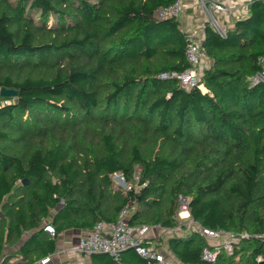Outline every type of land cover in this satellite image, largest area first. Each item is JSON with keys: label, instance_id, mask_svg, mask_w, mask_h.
<instances>
[{"label": "trees", "instance_id": "obj_1", "mask_svg": "<svg viewBox=\"0 0 264 264\" xmlns=\"http://www.w3.org/2000/svg\"><path fill=\"white\" fill-rule=\"evenodd\" d=\"M174 1L0 0V90L19 91L0 94V264H36L64 230L91 231L129 203L130 224L174 228L180 196L203 227L248 236L208 261L213 245L190 230L167 238L168 257L264 260V82L252 80L264 3L254 0L224 35L203 23L210 64L186 89L161 77L190 67L181 20L156 17ZM136 172L137 190L113 179L135 185ZM89 260L147 264L132 248Z\"/></svg>", "mask_w": 264, "mask_h": 264}, {"label": "built area", "instance_id": "obj_2", "mask_svg": "<svg viewBox=\"0 0 264 264\" xmlns=\"http://www.w3.org/2000/svg\"><path fill=\"white\" fill-rule=\"evenodd\" d=\"M254 0H196L204 14L207 16V21L222 35L226 33L227 24L235 23L239 18L247 15L250 4ZM264 3V0H261ZM187 0H175L171 5L162 7L157 10L156 17L165 19L169 17L180 18L185 11ZM222 16L233 18L228 21L226 26L221 19ZM186 30L184 27H182ZM187 31L188 45L186 49V58L190 63V67L182 72L164 73L163 78L176 77L180 84L186 89L197 86L200 82V64L205 59V48L203 46L204 27L193 28ZM262 69L253 76L254 82H264V56L259 59ZM135 185L129 183L125 177L116 173L113 179L117 181L121 187L126 190H136L139 187V174L135 173ZM117 184V185H118ZM146 183H143L145 185ZM190 198L180 196V204L177 213L179 221L175 230L185 227L187 231L198 230L206 238L215 240L216 243L212 247L204 249L203 257L208 261H215L218 254L222 250L231 253L234 248V242L239 238L247 237V233L237 234L226 230H214L203 227L200 223L191 218ZM136 209V205L129 203L120 212L119 217L113 221H99L93 229L79 242L70 249L77 255L89 256L96 252L109 254L114 259H119L121 254L127 249H135L138 254L144 257L147 264H185L175 261L168 257L166 253L160 250L154 241L148 238L149 232L154 228H161V225H132L129 223V218L132 212ZM45 230L52 236H55V228L51 224L45 226ZM147 240L150 244H145ZM51 259V256L42 258L37 263L46 264ZM36 263V264H37Z\"/></svg>", "mask_w": 264, "mask_h": 264}, {"label": "crops", "instance_id": "obj_3", "mask_svg": "<svg viewBox=\"0 0 264 264\" xmlns=\"http://www.w3.org/2000/svg\"><path fill=\"white\" fill-rule=\"evenodd\" d=\"M187 10L188 9H194L196 10L197 6L194 3V0H187ZM190 16L187 17L186 23L183 24L182 27H185L186 29H193L195 27V23H200V17L196 15L195 20H192L191 23L188 21ZM194 23V26H192ZM201 25L203 27V22H201ZM210 61L203 60L199 67L204 65H209ZM56 210H54L52 213H55ZM90 232L89 229H83V228H69L64 230L62 233H60L58 238V249L56 253L49 255L51 256V259L46 264H92L89 260V256H81L77 255L70 249L72 246H75L79 240L86 236ZM187 232L185 228L177 229L174 228H156L154 227L148 234L149 239H154L155 244H159L160 241L163 243L160 250H163L164 253H170L168 246L166 244L167 238H169L172 235H179ZM212 245H215L214 242H211L212 239H208ZM153 241V240H152ZM216 243V242H215ZM15 263L18 261V258L12 259L11 263ZM41 264V263H37Z\"/></svg>", "mask_w": 264, "mask_h": 264}, {"label": "rangeland", "instance_id": "obj_4", "mask_svg": "<svg viewBox=\"0 0 264 264\" xmlns=\"http://www.w3.org/2000/svg\"><path fill=\"white\" fill-rule=\"evenodd\" d=\"M194 3L197 6L196 10H194V9H188L187 10L186 9L187 6H185V11H184V13L182 14V16L179 19L181 20V22H183V24H185L186 23L185 21H186L187 17L190 16L188 21H190V23H191L192 20H195L196 15H198L200 17V23H198V24L195 23V27L194 28L200 29L202 27L201 22L204 23L205 21H207V16L204 14V12L202 11V9L199 6V4H197L196 0H194ZM221 19L223 20V23L226 26L228 21H231L233 18L222 16ZM232 24L233 23H229V24H227V26L230 27ZM192 26H194V23H193ZM191 29H186V30L190 31ZM115 183L118 184L117 181H115ZM119 186H121V185H119ZM211 242H214V244H215L216 241L215 240H211ZM12 262H14V261H12Z\"/></svg>", "mask_w": 264, "mask_h": 264}, {"label": "water", "instance_id": "obj_5", "mask_svg": "<svg viewBox=\"0 0 264 264\" xmlns=\"http://www.w3.org/2000/svg\"><path fill=\"white\" fill-rule=\"evenodd\" d=\"M0 94L2 96H5V97H8V96L16 97V96H18L19 91L14 89V88L2 87L1 90H0ZM27 182H28V180H24L23 181L24 184L27 183ZM259 264H264V260H262Z\"/></svg>", "mask_w": 264, "mask_h": 264}]
</instances>
